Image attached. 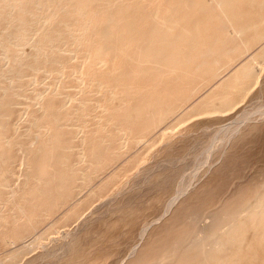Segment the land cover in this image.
I'll return each instance as SVG.
<instances>
[{"label":"bare ground","instance_id":"bare-ground-1","mask_svg":"<svg viewBox=\"0 0 264 264\" xmlns=\"http://www.w3.org/2000/svg\"><path fill=\"white\" fill-rule=\"evenodd\" d=\"M262 25L264 0H0V186L10 147L17 150L23 166L17 187L8 188L0 199V243L11 241L24 222L31 224L38 213L66 200L67 188L77 190L91 182L113 153L128 155L185 104L189 108L181 118L209 116L234 106L236 95L248 89L242 76L254 79V67L262 65V59L232 69L231 65L237 52L261 44ZM257 49L256 57L262 46ZM226 68L231 69L228 76L216 81ZM258 68L260 73L262 67ZM19 80L26 82L20 85ZM8 93L23 101L17 119L11 121V135L2 132L8 118L4 106L9 105L3 97ZM194 95L198 99L191 102ZM238 125L226 128L216 142L227 144ZM67 128L74 129L76 142L71 145L62 138ZM181 129L159 133L153 145L168 144L183 133ZM52 149L73 156L56 159ZM145 159L110 172L106 183L116 187L117 196L128 185L126 172L138 173ZM188 187H181L154 224L144 225L141 241L129 251L125 264H264V183L254 188L252 197L239 199L241 204L234 198L236 203L228 206L239 205L231 212L226 201L223 208L219 205L214 219H221L220 224L192 232L186 245L176 248L170 240L151 239L155 225L173 218ZM222 223L226 227L221 230ZM175 224L171 229L178 230ZM77 232H64L60 248L42 252L37 264L72 260L73 246L81 240Z\"/></svg>","mask_w":264,"mask_h":264},{"label":"rangeland","instance_id":"rangeland-1","mask_svg":"<svg viewBox=\"0 0 264 264\" xmlns=\"http://www.w3.org/2000/svg\"><path fill=\"white\" fill-rule=\"evenodd\" d=\"M260 29L262 30L260 34V37H262L261 44L258 46H251L248 50L237 52L238 57L231 65L232 69V67H238L247 61H251V59L257 62L262 59V61L259 62L262 63V65L259 64L262 70L258 73L260 70L258 68L259 66L257 65L254 67V69H256L254 71L255 78L251 79L252 82L248 77L242 76L241 83L242 79L245 81L243 83L244 85L247 82L245 86L248 85V89L245 91L246 93L244 92L245 95H242L243 92L239 94L240 96L236 95L237 98L234 106L219 113L209 114V116H194L189 118L188 115V118H181V116L184 115L183 113L189 108L188 104L182 106V109L178 112L176 111L177 114L175 112L169 119L163 121V124L160 123L149 132L150 134L147 135L146 138L150 141L145 138L140 142L141 144H137L136 147H133L135 149L132 148L133 150H129V154L126 153L128 155L125 156L121 155V153H117L116 156V153H113L114 155L112 154L107 158V165L104 164L91 176V182L86 183L88 185H83L84 188L81 186V190H75L73 186L67 188L64 191V195L70 197H66L67 199L69 198L68 200L63 198L55 205L49 207L46 212L38 213L35 220L32 221L33 223L31 222L32 225L28 222L21 224L14 232V235H12L13 237L11 241L9 240L10 242L7 241L4 244L0 243V264H30L29 262L34 261V264H37V257H40L42 252L44 253L45 251H52L56 248H60L59 246H61V243L65 240L63 237L64 232L71 229H76L78 231L77 234L80 235H77V238L83 239V241L76 240L79 242V245L76 246L78 244L76 242L77 244L73 246L74 253H72L71 257L74 259L72 258L71 260L70 257H66L61 262L62 264H70L74 260H77L78 263L72 262V264H88L89 261V264H122V261L123 264H125L129 259L127 256L131 253L129 251H132L133 247L141 241L140 234L144 225L150 224L151 222L154 224L155 221L158 220V217L161 215L168 202L173 197L179 196L177 194H179L178 191L182 189V186L190 184L188 188H191V190L188 189L185 199H183L178 206L179 209L177 208L178 210L174 213L175 215L172 216L173 218L165 221L166 224L164 222L163 224H158L159 226L155 225V229L153 228L150 234L151 239L154 240H170L168 241L169 244H175L176 248H179L181 245H186L190 241L192 232L202 228H210V226L215 223L220 224L221 219L215 220L214 217L219 213L220 208H223L222 204L225 201L227 203L225 204L228 206L229 203L231 204L234 200L238 202L240 199L242 202L245 196H247V198L245 197L246 199L250 198L248 194H251L250 196L252 197L257 189L264 183V114L262 113L264 112V25H262ZM260 46H262L259 52L260 57H256L255 53ZM228 69L226 68L224 72L222 71L216 81L226 78L228 76ZM259 75L260 77H258ZM256 77H258V79H256ZM216 81L212 82L216 83ZM25 82L26 80H19L18 84L24 85ZM210 83L209 86H206L204 91L208 90L211 84L213 85V83ZM10 96L12 98H10ZM16 96L15 94L8 93L5 98L3 97L4 102L9 103L8 107L6 105L4 106L9 119L7 118V120H5L6 127L2 129L3 133L7 131V135L13 133V124H11V121L17 119L19 114L17 111H20L22 107L20 106L23 102L22 99ZM13 99L14 101H12ZM195 99H198V95H194L191 102ZM56 102L57 100H55V103ZM11 104L13 105L12 108L10 107ZM8 108L11 109L8 110ZM260 109H262V111ZM256 111H259L257 112L259 116L255 114ZM242 123L243 125H241ZM234 124H239L240 126H238L240 128L234 137L231 138L232 140L230 139L227 144L226 141L223 140L220 144L217 143L220 141L217 139L223 138L222 135L224 130ZM181 127L183 129H181ZM176 129H181L183 135L181 134L175 137L174 140L166 145H157L156 147L153 145V140L159 133ZM67 130L69 129L67 128ZM67 130L64 129L62 132V138L65 144L68 143L69 145L70 141L71 145L76 142L73 137L74 129L70 128L69 131L72 132ZM216 136L218 138H216ZM66 138H68L69 141ZM113 146L115 147L114 144L112 148ZM208 147L211 150L208 149ZM54 151L55 150L52 149L51 154L53 158L57 157L56 159H59L61 155L70 158L73 156L71 152L62 154ZM145 153H149L150 155H146ZM17 154V150L10 147L5 155L3 164L4 171L0 186V196L2 198L0 197V199L5 197L4 194L6 195L7 191H9L8 188L17 187L23 177V166L20 164ZM141 158L145 159V162L142 164V166L144 165L143 168H140L138 173H136L135 170L126 172L127 175L129 174V177L127 176L128 185L126 183V188L123 187L117 196V192H115L116 187L113 184L106 183L108 176L117 171V169L122 170L130 167L134 162L138 161V159L142 160ZM127 162L129 163L128 166H126ZM131 173L134 175L131 176ZM18 176L20 177L18 178ZM16 183L18 184L15 185ZM240 192L241 194L239 195L242 197L237 198L238 195L236 194ZM108 194H110V196ZM106 196L108 197L105 198ZM109 197H112V199ZM240 200L239 204H241ZM237 204L226 206L228 212L233 211ZM219 205L221 206L220 208ZM94 209L95 211H93ZM35 221L37 224L34 225ZM174 222L177 224H175L176 227L174 226V228H178V230L171 229L173 228ZM24 224L29 227L27 228ZM30 225L32 227L34 225L33 228L35 229L30 227ZM225 227L226 224L222 223L221 230L225 229ZM170 233H172L171 236ZM184 235L187 239L186 237L184 238ZM80 243H83V246L80 245ZM81 246L84 247V251H80L83 249L80 248ZM75 247L79 248L76 250ZM76 251H79L76 253H79V259L77 256L75 259L74 255ZM81 252L85 253L83 254ZM182 252L185 253V250ZM86 254L91 255H89V259ZM48 261L50 264L54 262L53 259L52 261Z\"/></svg>","mask_w":264,"mask_h":264}]
</instances>
